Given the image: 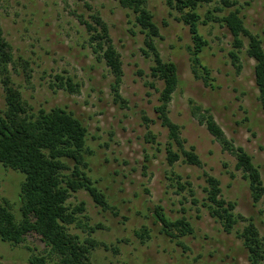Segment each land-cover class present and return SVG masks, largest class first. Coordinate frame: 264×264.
Listing matches in <instances>:
<instances>
[{"label": "rangeland", "instance_id": "obj_1", "mask_svg": "<svg viewBox=\"0 0 264 264\" xmlns=\"http://www.w3.org/2000/svg\"><path fill=\"white\" fill-rule=\"evenodd\" d=\"M215 1L200 12L221 6V0ZM230 1L235 4L218 14L238 9L245 26L261 38L264 47V0ZM146 3L159 27L160 37L155 38L158 51L178 69L179 85L169 104V116L179 125L185 146L193 147L199 155L201 166L180 160L173 166L167 164V132L153 110L161 81L151 76L152 61L141 50L145 47L144 34L134 26L132 12L122 8L118 0H0V26L13 56L11 80L23 100L32 112L65 108L87 129L88 164L84 170L103 193L108 208L98 206L83 189L73 193L69 201L84 202L88 225L94 230L72 226L70 231L100 242L92 252L95 264H249L236 234L243 223L225 232L202 206L203 173L219 179L222 197L234 202L236 213L252 217L263 239L264 195L258 202L252 201L246 180L235 170L234 157L222 151L205 126L192 116L191 104L209 108L227 137L252 156L264 183V112L253 78L254 61L243 49L242 68L236 72L228 55L231 35L226 27L218 23L200 25L208 41L202 59L211 70L215 88L206 86L192 74L187 49L190 35L178 20L179 14L168 0ZM94 12L107 23L121 57L120 93L125 106L113 101L112 75L91 52L85 27L79 21V15L89 20ZM55 75L63 76V81L71 77L79 92L58 87ZM3 108L0 82V110ZM149 131L155 134V142L146 141ZM22 180V173L0 164V201L7 200L17 218ZM187 181L196 203L188 186L181 189L178 185ZM156 206L171 219L185 216L194 232L174 239L161 234L154 216ZM47 250L34 233L17 245L0 240V264H30L31 254L47 255ZM46 264L58 263L47 258Z\"/></svg>", "mask_w": 264, "mask_h": 264}, {"label": "trees", "instance_id": "obj_2", "mask_svg": "<svg viewBox=\"0 0 264 264\" xmlns=\"http://www.w3.org/2000/svg\"><path fill=\"white\" fill-rule=\"evenodd\" d=\"M120 6L130 10L133 24L144 34L143 54L149 56L151 76L161 81L157 88V103L153 110L159 124L167 132L165 159L169 166L182 161L185 164L201 166L202 161L193 147H186L180 127L169 116V104L179 85L177 65L164 60L156 46L155 38L160 37L159 27L153 20V14L146 0H118ZM215 0H168L179 14L178 20L188 28L191 44L187 46L191 71L195 78L214 89V78L210 68L203 63L202 53L208 46L207 39L200 32V25L218 23L226 27L231 35L228 55L236 72L242 68L240 53L244 49L246 56L254 61L253 78L258 98L264 112V47L261 38L252 33L244 24L238 9L220 13L230 8L234 1L221 0V6L207 7ZM87 34L86 42L98 62H103L112 75L110 87L113 101L125 106L120 93L123 75L122 61L109 32L107 23L98 13H92L90 19L79 15ZM13 56L9 43L5 40L0 26V82L3 88L4 108L0 110V164L23 174L19 188V213L10 210L8 201H0V240L11 245L22 243L29 234H36L44 243L47 255L31 254L30 264H46L47 258H55L58 264H95L92 252L100 242L92 237L80 238L70 227L94 230L88 225L84 202L69 201L73 193L85 190L93 201L103 209L108 208L103 193L84 170L87 168L86 135L84 124L71 111L55 106L49 110L32 108L22 98L20 91L13 85L9 66ZM58 87L77 93L78 84L71 77L65 81L61 75H55ZM155 86V83H150ZM156 88V87H155ZM191 114L199 124L218 142L221 150L235 159V170L241 172L246 180L254 203L264 195V183L252 156L243 147L228 138L222 127L216 122L209 108L200 104H191ZM148 123L147 116L142 117ZM146 141L155 142L152 132L145 135ZM157 145L159 143H156ZM69 162L72 163L70 166ZM204 206L210 216L217 219L225 232H231L240 222L242 227L236 230L247 253L249 264H264V239L252 220L235 212V204L222 197L220 181L208 172L203 173ZM179 187L188 186L192 201L196 203L195 192L187 181L178 183ZM154 216L160 224L159 232L169 238H179L194 232V228L185 216L171 219L160 206L154 208ZM143 234L147 230L143 229Z\"/></svg>", "mask_w": 264, "mask_h": 264}]
</instances>
